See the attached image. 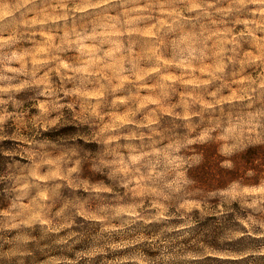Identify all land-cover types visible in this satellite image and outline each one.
Masks as SVG:
<instances>
[{
	"label": "rangeland",
	"instance_id": "obj_1",
	"mask_svg": "<svg viewBox=\"0 0 264 264\" xmlns=\"http://www.w3.org/2000/svg\"><path fill=\"white\" fill-rule=\"evenodd\" d=\"M242 235L264 0H0V264H187Z\"/></svg>",
	"mask_w": 264,
	"mask_h": 264
},
{
	"label": "trees",
	"instance_id": "obj_2",
	"mask_svg": "<svg viewBox=\"0 0 264 264\" xmlns=\"http://www.w3.org/2000/svg\"><path fill=\"white\" fill-rule=\"evenodd\" d=\"M264 240L263 238H256L250 235H242L232 241V248L226 250L231 258H219L199 255V257L191 260L187 264H264V254L253 255L257 250L255 246H251V242Z\"/></svg>",
	"mask_w": 264,
	"mask_h": 264
}]
</instances>
